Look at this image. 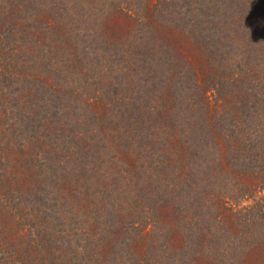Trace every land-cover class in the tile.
I'll use <instances>...</instances> for the list:
<instances>
[{"label":"trees","instance_id":"obj_1","mask_svg":"<svg viewBox=\"0 0 264 264\" xmlns=\"http://www.w3.org/2000/svg\"><path fill=\"white\" fill-rule=\"evenodd\" d=\"M0 264H264V0H0Z\"/></svg>","mask_w":264,"mask_h":264}]
</instances>
